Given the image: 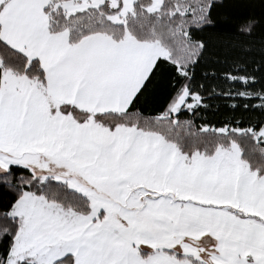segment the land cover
Returning <instances> with one entry per match:
<instances>
[{"label": "snow or ice", "instance_id": "obj_1", "mask_svg": "<svg viewBox=\"0 0 264 264\" xmlns=\"http://www.w3.org/2000/svg\"><path fill=\"white\" fill-rule=\"evenodd\" d=\"M187 15L0 0V264H264V87L197 81Z\"/></svg>", "mask_w": 264, "mask_h": 264}, {"label": "trees", "instance_id": "obj_2", "mask_svg": "<svg viewBox=\"0 0 264 264\" xmlns=\"http://www.w3.org/2000/svg\"><path fill=\"white\" fill-rule=\"evenodd\" d=\"M180 10L189 13L177 17L174 24L191 27L190 45L202 39L206 47L196 69L197 81L207 89H240L224 79L225 73L255 77L256 88L264 87V0H175ZM172 5L169 4L168 7ZM214 76H202L204 72ZM242 104L243 101H240ZM206 115L218 122L233 115L222 97L208 100ZM242 114V110L235 115ZM255 119V116H253Z\"/></svg>", "mask_w": 264, "mask_h": 264}]
</instances>
